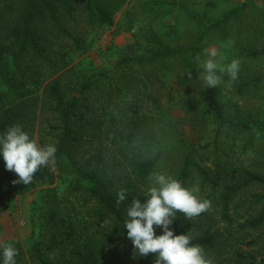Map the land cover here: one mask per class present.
Wrapping results in <instances>:
<instances>
[{"label":"trees","instance_id":"obj_1","mask_svg":"<svg viewBox=\"0 0 264 264\" xmlns=\"http://www.w3.org/2000/svg\"><path fill=\"white\" fill-rule=\"evenodd\" d=\"M71 1L0 0V135L9 127L18 125L30 138H34L37 130V143L41 147L54 144L57 148L54 163L40 167L30 184L22 183L23 192L38 184L52 183L56 178L67 182L65 194L60 198L55 190H45L42 196L44 207L40 233L44 239L33 241L28 258H24L18 243L7 242L0 247V259L3 247L11 245L18 250L16 264H126L122 260H111L108 255L107 246L110 244V237H113L131 250L130 264H155V254L149 253L142 257L138 252L134 253L124 221L133 199L139 198L144 202L145 193L150 187L148 180L163 161L164 155L173 148L174 143H167L163 139L168 134L171 136V125L162 112H159L158 120L164 124L156 126L147 117L138 115V109L120 107L119 104L125 101L124 97L119 98V103L115 106L117 114L112 111L109 118H104L107 106L105 95L99 109L90 100V93L98 80L96 74L77 82L78 86L71 81L67 84L61 81L70 71L62 61L64 53L61 50L68 44L64 40L71 41L73 50L80 48L79 39L61 24L65 11L69 13L73 10L69 5ZM125 2L126 0H87V23L111 25ZM232 16L233 13H229L214 23L202 22L201 32L191 45L171 47L158 41L157 50L151 51L148 57L131 56L122 61V66L134 62L144 69L158 61L174 59L182 70L178 77L181 92L178 93L177 103L186 105L188 102L185 98L197 80V61L204 37ZM247 56L264 57V51L251 50ZM127 67L129 69L126 73L121 70L118 72V78L129 85L134 83L129 75L133 68L131 64ZM263 79L264 73H253L227 80L237 93H241L258 85ZM160 101L159 97L154 100L158 103V110L161 108ZM199 102L204 106L205 113L217 124L215 136L218 137L223 128L239 129L241 132L249 129V125L243 123L239 115L232 118L223 115L219 98L211 88L204 89ZM170 115H173L172 112ZM37 118L39 124L36 126ZM217 137H214L213 146L216 145ZM208 145H202V148ZM139 149L152 150L154 154L152 157L144 156ZM183 150L180 168L173 178L185 186L192 167L191 158L196 150L192 144L184 145ZM198 170L199 174H204L199 168ZM243 176L242 185L229 186L222 194L220 215L227 223L223 231L214 229L212 222L201 224V219L192 222V219H198L199 216L188 218L177 212L170 225L174 234L189 235L191 244L199 245L206 255L218 251L229 240L224 233L232 232L228 214L229 197L238 187L249 183L264 185V175L245 171ZM14 181H18L17 175L7 170L0 158V204L7 185L21 184ZM122 189L125 190L126 199L118 203L117 194ZM68 195H73L75 199L82 196L83 203L93 204L94 209L89 214L91 217L78 219L73 208L67 205L71 202ZM203 215L212 218L209 213ZM263 215L264 204L259 219L246 223L254 229ZM154 228L156 235L162 234L161 228L155 225ZM216 258L218 255L206 259H211L212 264V260L215 261ZM236 261V264H253L243 253L237 255Z\"/></svg>","mask_w":264,"mask_h":264},{"label":"rangeland","instance_id":"obj_2","mask_svg":"<svg viewBox=\"0 0 264 264\" xmlns=\"http://www.w3.org/2000/svg\"><path fill=\"white\" fill-rule=\"evenodd\" d=\"M86 1L72 0L69 5L73 10L69 13L65 11V16L61 17L63 27L80 43V48L73 50L71 41L64 40L68 44L61 50L64 53L62 61L70 71L61 81L64 84L71 81L78 86L77 82L96 74L98 80L90 93V100L99 109L105 95L107 106L104 118H109L112 111L117 114L115 106L122 97L125 101L119 104L120 107L138 109V115L147 117L156 126L164 124L158 120L159 112L165 114L171 125V136L168 134L163 139L175 146L164 155L154 172L173 178L183 159V146H195L192 167L184 187L195 189L199 199L209 201V207L192 222L199 219L201 224L212 222L214 229L223 231L227 226L220 215L224 191L229 186L242 185L245 171L264 175V79L258 85L237 93L227 80L231 79L227 72L218 71L221 82L211 89L219 98L223 115L227 118L239 115L249 129L241 132L239 129L223 128L217 137L216 122L205 113L204 106L199 102L201 93L208 87L204 83L202 65L208 59H215L218 68H224L233 59H238L240 70L237 77L264 73V57L247 56L251 50L264 51V0H126L112 24L104 26L87 23ZM229 13L233 16L202 41L197 80L185 98L186 105L177 103L178 93L181 92L178 77L182 70L174 59L158 61L144 69L134 62L129 63L133 68L129 75L134 83L127 85L119 81L118 72L126 73L129 69L128 63L122 66L123 60L131 56L148 57L151 51L157 50L158 41L171 47L191 45L201 32L202 22L214 23ZM129 47L131 49L128 50ZM213 51L217 53L214 58L210 55ZM158 97L161 99L159 110L158 103L154 102ZM35 123L36 126L39 124L38 118ZM33 137L38 142L37 130ZM214 137H217L215 146L212 145ZM139 151L144 156L152 157L154 154L152 150ZM198 168L204 174H199ZM147 183L151 186L150 179ZM21 186L22 183L9 184L1 195L0 247L7 242H16L27 259L33 241L44 239L40 233L45 190H55L60 198L65 194L67 182L56 178L52 183L38 184L26 192ZM6 192H9L7 196ZM68 199L71 202L67 205L73 208L78 219L91 217L93 204L83 203L82 196L75 199L73 195H68ZM263 204L264 185L259 183L238 187L229 197L232 232L224 233L229 240L218 251L208 255L204 253L206 258L218 255L212 264H236L239 253H243L250 263L263 264L264 215L254 229L246 223L259 219ZM203 213H209L212 218L204 217ZM107 252L111 260L130 264L132 259L131 250L113 237H110Z\"/></svg>","mask_w":264,"mask_h":264},{"label":"clouds","instance_id":"obj_3","mask_svg":"<svg viewBox=\"0 0 264 264\" xmlns=\"http://www.w3.org/2000/svg\"><path fill=\"white\" fill-rule=\"evenodd\" d=\"M210 55L214 58L217 53L213 51ZM202 68L204 83L208 88H216L221 82L218 71L227 72L235 80L240 62L233 59L224 68H218L215 59H208ZM56 152L54 144L41 147L18 125L9 127L0 135V158L4 161L5 168L17 175L18 181L14 183L30 184L40 167L54 163ZM150 180L151 186L145 195L146 199L144 202L139 198L133 199L124 221L134 253L138 252L142 257L149 253L155 254V264H211L203 249L191 244L189 235H175L170 228L177 212L188 218L198 216L208 209L209 201L199 199L195 189L185 188L180 181L163 173L154 172ZM117 195L118 203L126 199L123 189ZM154 225L161 228L162 234L156 235ZM17 255L15 247L5 245L0 264H16Z\"/></svg>","mask_w":264,"mask_h":264}]
</instances>
